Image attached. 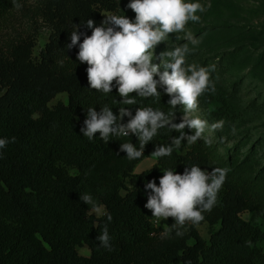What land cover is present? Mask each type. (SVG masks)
I'll return each mask as SVG.
<instances>
[{
    "label": "trees",
    "instance_id": "16d2710c",
    "mask_svg": "<svg viewBox=\"0 0 264 264\" xmlns=\"http://www.w3.org/2000/svg\"><path fill=\"white\" fill-rule=\"evenodd\" d=\"M17 3L22 7L0 0V138H16L0 149V264H264V163L257 174L251 171L252 160L264 152V129L256 132V141H248V153L238 160L242 143L228 147L227 134L243 126L248 115L245 108L234 106L214 73L215 92L200 97L211 120L224 121L213 143L182 141L179 148L173 146L170 156L157 157L153 167L135 173L156 146H168L180 134L168 128L158 130L143 155L129 160L120 145L131 142L139 149L137 137H110L106 144L97 133L90 141L80 131L87 109L99 112L107 105L119 115L123 106L135 115L138 107H152L165 114L175 112L174 122L179 123L183 106L171 108L163 89L159 99L133 93L136 104L120 105L115 86L108 94L89 87L87 64L76 59L79 44L66 47L76 26L82 43L92 31L86 27L87 20L100 26L104 12L118 9L117 0ZM39 26L49 30L50 36L36 56ZM63 93L68 103L51 107ZM128 119L125 116L120 122ZM184 131L193 134L188 128ZM193 165L209 172L216 167L230 171L204 221L186 224L182 237L173 231L162 238L165 227L174 221H156L151 216L144 207L150 192L145 184L155 180L158 185L165 170L182 174ZM84 192L105 209L101 217L80 199ZM243 214H250V219ZM204 224L209 226L208 239L199 232ZM105 225L112 251L96 239ZM82 247L90 250V256L80 255Z\"/></svg>",
    "mask_w": 264,
    "mask_h": 264
},
{
    "label": "clouds",
    "instance_id": "9594fccd",
    "mask_svg": "<svg viewBox=\"0 0 264 264\" xmlns=\"http://www.w3.org/2000/svg\"><path fill=\"white\" fill-rule=\"evenodd\" d=\"M12 4L16 9L22 7L17 0H12ZM127 7L135 13L134 20L125 15L109 14L100 26H95V21L88 19L86 27L92 30L91 35H84L81 43L77 31L79 26H76L70 36L71 43L66 47L71 49L79 44L76 59L87 64L89 87L108 94L115 86L121 97L117 101L120 105L136 104L133 93L141 98L159 99V89H163V93L170 98L168 105L173 109L183 106L184 111L180 122L176 123L175 112L165 114L152 107H138L135 115L123 106L119 107V115L114 114L107 105L99 112L90 107L80 129L83 136L91 141L99 133V138L107 144L110 137L135 135L139 149L131 142L120 145V151L125 152L129 160L140 158L145 146L162 128H168L180 135L171 138L168 146H156L151 153L154 158L170 156L173 146L179 148L185 140L187 145H194L199 140L211 145L213 141L204 136L205 131L222 129L224 121L209 125L208 121L194 116L193 113L198 109L199 98L203 94L215 92V84L211 78L215 65L203 67L195 63L186 64V55L201 43V39L194 37L186 26L190 21H200L201 17L197 13L206 11L205 6L198 0H130ZM176 33H184L187 43L171 51H163L155 57L156 47ZM154 59H159L160 63H154ZM161 66L164 69L162 72ZM125 116L129 117L127 123H121ZM185 128L192 130L193 134L185 133ZM15 140V137L0 138V149H4L9 143H15ZM223 141L224 138L221 137L220 142ZM229 171L228 168L216 167L209 172L193 165L190 168L185 167L182 174L165 170L158 185L155 180L147 182L145 190L150 192L144 207L151 211V216L156 221L169 218L174 221L165 227L161 233L162 238L168 237L173 231L176 236L182 237L184 232L181 229L186 224L196 226L204 221V213L210 212L216 206L218 193ZM80 199L90 206L92 212L101 213V206L90 193H82ZM107 220L111 222L110 214H107ZM96 239L101 247L113 250L107 225ZM247 245L253 246L251 241Z\"/></svg>",
    "mask_w": 264,
    "mask_h": 264
},
{
    "label": "rangeland",
    "instance_id": "374dc122",
    "mask_svg": "<svg viewBox=\"0 0 264 264\" xmlns=\"http://www.w3.org/2000/svg\"><path fill=\"white\" fill-rule=\"evenodd\" d=\"M186 2H197V0H186ZM198 2L205 6L206 11L198 12L200 21H190L186 27L194 37L201 39V43L186 55V64L195 63L199 66L205 64L207 67L215 65V70L212 72L220 87L231 96L235 107L245 108L247 121L240 128L235 131L230 130L227 134L230 139L228 147H233L239 141L242 143L238 155V160H241L251 147L248 141H256L259 137V133L256 132L264 129V0H198ZM117 3L118 9L115 12H104L103 20L109 14L125 15L131 20L135 19V13L127 7L130 0H117ZM21 28L22 26L18 27ZM37 29L36 56L45 48L50 36L46 28L39 26ZM185 43L187 41L184 39V33L171 34L164 43L156 47L154 56L158 57L161 52L171 51ZM189 47L193 48L191 44ZM153 62L160 63L159 59H154ZM163 70L161 66L160 71ZM59 102L67 104L68 95L59 94L52 101L51 107ZM193 115L208 121L209 125L214 123L203 108L201 98H199V107ZM204 136L210 137L213 141L215 131L206 130ZM263 154L264 152L258 154L256 159L252 160L251 171L254 174H257L261 168L259 165L264 163ZM155 163L156 158L148 157L137 165L135 173L148 170ZM76 173L72 171V174ZM91 213L101 217L105 209L101 208L100 214ZM250 216L243 214L246 220H249ZM199 232L204 239H208L210 235L208 224L200 226ZM78 251L82 256H90L87 247L78 248Z\"/></svg>",
    "mask_w": 264,
    "mask_h": 264
}]
</instances>
